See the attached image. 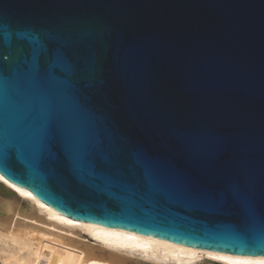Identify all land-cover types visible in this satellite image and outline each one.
Instances as JSON below:
<instances>
[{"label": "water", "instance_id": "water-1", "mask_svg": "<svg viewBox=\"0 0 264 264\" xmlns=\"http://www.w3.org/2000/svg\"><path fill=\"white\" fill-rule=\"evenodd\" d=\"M0 53L4 178L76 220L264 257V0H0Z\"/></svg>", "mask_w": 264, "mask_h": 264}, {"label": "bare ground", "instance_id": "bare-ground-1", "mask_svg": "<svg viewBox=\"0 0 264 264\" xmlns=\"http://www.w3.org/2000/svg\"><path fill=\"white\" fill-rule=\"evenodd\" d=\"M247 259L259 264L264 257L202 250L76 220L55 212L27 188L0 180V264H234Z\"/></svg>", "mask_w": 264, "mask_h": 264}, {"label": "snow or ice", "instance_id": "snow-or-ice-1", "mask_svg": "<svg viewBox=\"0 0 264 264\" xmlns=\"http://www.w3.org/2000/svg\"><path fill=\"white\" fill-rule=\"evenodd\" d=\"M27 34H28L27 32L18 33L16 35V39H18L21 42L28 41L32 45L33 56H35L37 63H39V58L44 54L43 45L41 44L39 37L35 36L38 38L37 40L29 39ZM12 39H13L12 35L9 34L8 36L9 45H11ZM10 59H11V53H9V55H3L2 53H0V61L7 62ZM0 67H2V65H0ZM57 134L60 136L58 128L54 130L53 124L52 122H50L48 126L45 128L44 134H43V143L46 148L50 147L52 140L56 137ZM10 151H16V150L15 148H11ZM0 180H3L5 184H8V180L4 179L2 175H0ZM17 191H19V189H17ZM213 258L222 259V257H213ZM234 264H256V262L250 259H247V260H236ZM259 264H264V260L260 261Z\"/></svg>", "mask_w": 264, "mask_h": 264}, {"label": "rangeland", "instance_id": "rangeland-1", "mask_svg": "<svg viewBox=\"0 0 264 264\" xmlns=\"http://www.w3.org/2000/svg\"><path fill=\"white\" fill-rule=\"evenodd\" d=\"M148 264H154L153 262H148Z\"/></svg>", "mask_w": 264, "mask_h": 264}]
</instances>
